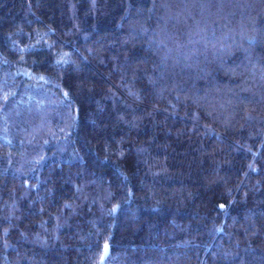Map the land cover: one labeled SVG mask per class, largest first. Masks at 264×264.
<instances>
[{
  "label": "trees",
  "instance_id": "obj_1",
  "mask_svg": "<svg viewBox=\"0 0 264 264\" xmlns=\"http://www.w3.org/2000/svg\"><path fill=\"white\" fill-rule=\"evenodd\" d=\"M0 264H264V0H0Z\"/></svg>",
  "mask_w": 264,
  "mask_h": 264
},
{
  "label": "rangeland",
  "instance_id": "obj_2",
  "mask_svg": "<svg viewBox=\"0 0 264 264\" xmlns=\"http://www.w3.org/2000/svg\"><path fill=\"white\" fill-rule=\"evenodd\" d=\"M18 113H19V111H17ZM30 113H32L33 115H35V116H38L39 118L41 117L42 118V116L45 114V112H41V110L40 111H38V110H35V109H33V108H30ZM38 113H40V115L38 114ZM49 121H47V123H48ZM25 123L26 124H29V126H30V128L31 129H29L30 130V132H31V130H32V126L33 127H35L34 126V124H32V123H29V121H28V119H25ZM45 128L47 127L48 129H50V125H49V123H48V125H43ZM35 129V128H34Z\"/></svg>",
  "mask_w": 264,
  "mask_h": 264
}]
</instances>
